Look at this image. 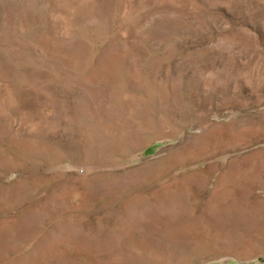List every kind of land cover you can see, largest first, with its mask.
Returning a JSON list of instances; mask_svg holds the SVG:
<instances>
[{
    "label": "rangeland",
    "instance_id": "1",
    "mask_svg": "<svg viewBox=\"0 0 264 264\" xmlns=\"http://www.w3.org/2000/svg\"><path fill=\"white\" fill-rule=\"evenodd\" d=\"M0 264H264V0H0Z\"/></svg>",
    "mask_w": 264,
    "mask_h": 264
}]
</instances>
